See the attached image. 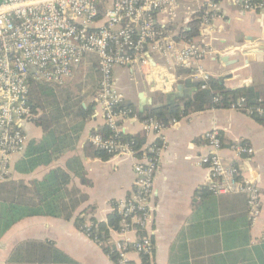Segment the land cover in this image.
Returning <instances> with one entry per match:
<instances>
[{
    "label": "crops",
    "instance_id": "1",
    "mask_svg": "<svg viewBox=\"0 0 264 264\" xmlns=\"http://www.w3.org/2000/svg\"><path fill=\"white\" fill-rule=\"evenodd\" d=\"M214 1V32L209 37L213 55L204 60L206 70L211 78L217 79L226 89L255 87L256 90L263 91L264 6L247 10L237 0ZM155 62L157 65L153 71L157 81H146L147 78L142 76L139 86L130 79L128 70L120 67L114 69L115 83L123 93L124 102L132 103L139 111L154 102L157 104V93H161L168 103L173 101L181 104L196 91L193 85L195 82L189 76L190 70L178 73L176 69L172 73L162 64V60ZM185 80H189L192 86H185ZM179 86L187 90L180 91L177 88ZM175 92L180 93L179 96L167 101L166 95ZM140 93L145 95L142 109L139 106ZM142 122L134 114V117L120 122L119 131L130 135L141 133L145 138L142 149L153 142L160 147L156 155V174L149 201L151 210L146 224V232L153 245V263L264 264V118L258 119L244 111L230 108H207L190 111L186 116L168 121L159 134L144 131ZM104 125L101 110L94 106L75 146L49 165L38 166L29 173H16L13 165L22 154L11 155L8 170L10 178L28 183L32 179H40L49 169L60 167L70 173L69 188L77 189L84 196V200L69 220L31 216L11 226L0 238V264H7L13 247L24 239L51 240L80 264H115L100 245L74 223L76 215L88 206H92L93 210L87 217L105 221L107 215L113 211L114 203L118 204L135 190L134 165L141 155L122 153L101 156L90 142L89 136ZM23 127L28 141L42 136L41 128L31 121L26 122ZM213 129L219 133L221 139L218 153L224 164L234 165L241 176L254 179L261 193L260 213L254 223L250 219L247 197L242 193H226L229 198L222 204H212L218 219L220 215L227 218L233 214L240 219L246 215L249 225L247 235L236 239L219 237V231L221 228L225 229L229 222L226 225L223 222L215 224L216 237H203L202 211L194 213L196 195L203 186H207L209 177L208 169L196 165L195 161L209 152L203 136L205 132ZM238 144L252 147L254 153L237 157L234 146ZM71 158L78 159L82 180L74 170L67 169ZM233 195H237V198ZM226 229L229 230L228 227ZM109 235L113 241L133 239L136 236L133 232L118 234L115 231H110ZM130 257L132 260L138 259L135 254Z\"/></svg>",
    "mask_w": 264,
    "mask_h": 264
},
{
    "label": "built area",
    "instance_id": "2",
    "mask_svg": "<svg viewBox=\"0 0 264 264\" xmlns=\"http://www.w3.org/2000/svg\"><path fill=\"white\" fill-rule=\"evenodd\" d=\"M237 1L247 10L264 6V0ZM215 8L214 0H0V179L8 174L11 155L22 154L28 142L23 127L30 121L28 77L63 85L74 77L88 53L97 56L100 72L92 102L112 132L108 136L91 134L89 140L95 148L112 155H135L128 143L118 139L120 122L134 115L121 106L124 97L115 83L114 69L128 70L137 84L142 76L155 81L153 68L160 59L172 73L179 68L190 70L191 81L199 83V89H206L211 76L204 60L213 55L209 37L214 32ZM192 29L195 34L189 36ZM244 103L245 98L240 96L229 108L264 118V103L248 109ZM142 126L155 134L163 128L153 118L143 120ZM203 138L209 152L195 163L208 169L207 187L215 194L246 195L254 223L261 207L258 184L241 176L236 166L223 163L218 153L221 139L215 129L205 132ZM159 149L156 142L143 149L134 165L135 190L116 205L121 215V229L116 232H133L136 236L107 239L116 252L115 264H154L146 224ZM234 152L241 157L252 155L254 150L238 144ZM90 227L85 223L83 233L96 242L89 236ZM131 254L138 259L132 260ZM142 255H147L148 261L143 262Z\"/></svg>",
    "mask_w": 264,
    "mask_h": 264
},
{
    "label": "trees",
    "instance_id": "3",
    "mask_svg": "<svg viewBox=\"0 0 264 264\" xmlns=\"http://www.w3.org/2000/svg\"><path fill=\"white\" fill-rule=\"evenodd\" d=\"M251 1L259 3L263 0ZM193 34H195L194 29L188 33L189 36ZM80 65L83 66L82 79L73 85L39 82L32 79L31 76L28 77L29 119L41 128L42 136L27 142L21 157L13 165V170L16 173H29L38 166L49 165L75 146L95 106L88 98L98 90L100 83L98 58L95 54H86ZM181 72H189V70L179 68L178 73ZM206 83L208 85L206 89H199V83H194L195 93L181 104L173 101L168 103L161 93H157V104L154 102L143 108L142 111L126 101H123L121 106L130 109L132 115L136 114L142 120L153 118L165 127L168 121L186 116L190 111L229 108L240 96L245 98L244 108L246 109L264 103V90L258 91L255 87L229 90L224 88L217 79L211 77ZM191 84L189 80H185V86H192ZM252 116L259 119L255 114ZM97 133L108 136L112 132L107 125H104L92 134ZM118 139L128 143L136 155L143 154L142 146L145 138L141 133L130 135L120 132ZM157 145L159 146L158 143ZM95 149L101 156L111 155L106 151ZM67 165V169L74 170L82 180L78 159L71 158ZM70 179V173L60 167L51 168L40 179H32L28 183H24L20 179H12L9 174L0 179V238L11 226L26 217L50 216L65 220L71 219L79 204L84 200V196L80 195L77 189L69 188ZM227 194H215L207 186H203L197 193L193 208L194 213L202 211L204 222L201 235L203 237H216L217 231L214 227L218 222L220 224L229 222V225L225 224L229 230L226 227L225 229L221 228L219 237L226 236L236 239L247 235L249 225L246 215H243L241 219L238 215L233 214L228 215L227 218L223 215H220L219 219L217 218L218 214L214 211L212 204L216 202L222 204L229 198ZM233 197L237 198V195H233ZM238 199L240 198L238 197ZM116 205L114 203L113 211L107 215L105 221H96L92 216L87 217V214L93 210L92 206L80 211L74 219L75 226L81 231H85V223L91 224L89 236L100 244L103 252L114 262L117 258L116 252L107 239L110 238V231L116 232L121 229V215L118 213ZM239 224L240 227H238ZM243 227L244 230H242ZM240 228L241 231H239ZM139 234L142 232L140 231ZM141 260L148 261V256L142 255ZM6 263L80 264L60 250L53 241L37 239L19 241L13 247Z\"/></svg>",
    "mask_w": 264,
    "mask_h": 264
},
{
    "label": "rangeland",
    "instance_id": "4",
    "mask_svg": "<svg viewBox=\"0 0 264 264\" xmlns=\"http://www.w3.org/2000/svg\"><path fill=\"white\" fill-rule=\"evenodd\" d=\"M83 74V66L80 65L78 66V68L76 69L75 71V74H74V77L70 80H68L66 83H64L63 85H73L74 83H76L77 81L81 80L82 79V75ZM137 84V83H136ZM138 86H139V83H138ZM96 93V92H95ZM94 93V94H95ZM94 94L88 98V100L92 101V98L94 96ZM224 163V162H223Z\"/></svg>",
    "mask_w": 264,
    "mask_h": 264
},
{
    "label": "water",
    "instance_id": "5",
    "mask_svg": "<svg viewBox=\"0 0 264 264\" xmlns=\"http://www.w3.org/2000/svg\"><path fill=\"white\" fill-rule=\"evenodd\" d=\"M219 81H221V79L219 78ZM222 82V81H221ZM178 90L182 91V90H187V89H183V87L179 86L177 87ZM180 93L178 92H175V93H168L166 96H167V101H169L170 98H173L174 96L175 97H178ZM139 99H140V102H139V106H140V109H142V106L144 105L145 103V95L144 93H140L139 94Z\"/></svg>",
    "mask_w": 264,
    "mask_h": 264
}]
</instances>
